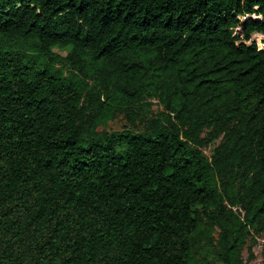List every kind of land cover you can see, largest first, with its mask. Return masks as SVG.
Returning <instances> with one entry per match:
<instances>
[{
	"label": "trees",
	"instance_id": "1",
	"mask_svg": "<svg viewBox=\"0 0 264 264\" xmlns=\"http://www.w3.org/2000/svg\"><path fill=\"white\" fill-rule=\"evenodd\" d=\"M253 34L264 0H0V264H194L205 228L203 264H243L264 238ZM152 101L142 131L98 130Z\"/></svg>",
	"mask_w": 264,
	"mask_h": 264
},
{
	"label": "rangeland",
	"instance_id": "2",
	"mask_svg": "<svg viewBox=\"0 0 264 264\" xmlns=\"http://www.w3.org/2000/svg\"><path fill=\"white\" fill-rule=\"evenodd\" d=\"M249 42H254L258 49H264V36L253 34ZM68 48L53 47L52 52L60 57L58 67H64V58L68 53ZM160 110L156 102L152 101L150 109L141 110L136 116H130L126 113H118L115 118L109 121L105 126L98 128L99 131L119 132L122 130L142 131L145 126V120L155 115ZM220 139L210 143L202 148L203 154L210 159L214 148L219 144ZM218 239L215 229L205 228L197 237L194 245V264H203L204 260H212V246L216 245ZM213 246V247H214ZM250 249V250H249ZM250 251V254H249ZM252 255V258L249 256ZM243 264H264V238L254 235L249 238L246 246L242 249Z\"/></svg>",
	"mask_w": 264,
	"mask_h": 264
}]
</instances>
